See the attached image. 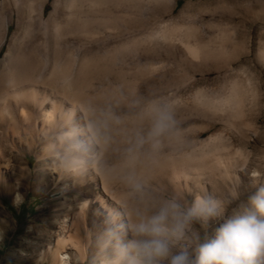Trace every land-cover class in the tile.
Here are the masks:
<instances>
[{
    "label": "bare ground",
    "instance_id": "bare-ground-1",
    "mask_svg": "<svg viewBox=\"0 0 264 264\" xmlns=\"http://www.w3.org/2000/svg\"><path fill=\"white\" fill-rule=\"evenodd\" d=\"M11 1L18 7L17 0ZM28 1L33 6L37 0ZM71 1L62 12V7L57 3L54 16L51 14L46 20L40 15L42 11L39 9V22L47 24L50 29L46 35L47 48H52L47 51L44 65L32 63L24 66L23 61H17L18 56L16 59L17 54H13L11 44L3 55L1 50L7 40H4L3 34L0 35V135L6 140L7 137L17 139L31 151L33 145H41L37 157L47 162V170L53 181L52 188L46 191L51 192L53 199L58 201L55 206L58 211H64L60 232L50 251L55 264H68V259L74 258L76 261L83 258L84 252L79 242L82 229L89 244L96 242L99 246L106 244L108 251L114 249L116 240L109 236V232L116 231L119 223H127L133 218L130 197L134 193L126 183L125 178L128 176L139 178L144 188L154 184L168 187L175 195L184 196L188 201L196 195L208 193L209 184L217 191L215 178L226 184L234 183L236 171L240 167L237 162L240 160V157L237 158L240 150L234 154L220 152L222 148L217 147V143L222 142L225 132H213L202 141L196 139L207 131H213V121L216 120L224 122L228 128L236 129L245 138V132L250 128L249 123L244 121L245 107L259 104L258 91L248 79L245 84L243 80L225 84L214 90V93L201 87L188 99L182 95L181 89L174 93L173 87L178 86V83L166 79L168 67L165 60L156 64L151 51L154 41L168 39L165 24L160 23L155 28L149 26L151 29L140 36L135 34V29L144 26L132 16L137 6L134 0H129L126 7L130 11L126 14L121 12L122 4L114 0H81L79 5L75 4L76 0ZM121 1L123 3L125 0ZM36 10L34 6L31 7L27 13L28 19L22 22L28 24L35 21L32 16ZM257 13L259 18L263 17L264 9L261 8ZM22 22L19 20V23ZM73 23L75 26H71ZM122 26L131 32L123 40L126 31L124 28L121 30ZM7 27L5 25L6 30ZM18 38L23 42L27 36L18 35ZM71 39H76L80 48H70ZM139 45L144 47L141 57H137L136 51H133ZM181 45L194 61L201 60L205 55L203 49L201 51V43L197 41L194 44L182 41ZM124 49L130 51L122 58ZM130 57L131 64L127 62ZM258 58L264 64V49L259 50ZM119 60L125 62L126 69L111 67L112 63ZM97 69L105 73L97 75ZM96 77H102L106 82L95 87L90 80ZM57 80L62 81L61 85L56 83ZM153 100L178 102L175 112L179 111L183 116L176 119L180 137L177 138L175 131L165 134L160 137L159 150L149 152L145 144L143 153L140 152L141 144L138 141L143 138L144 143H151L149 133L152 119L147 115L146 107ZM115 117L120 118L119 123ZM198 117L204 121L199 122ZM188 128L193 149L186 154L177 152L183 147V136ZM68 131L74 132L75 140L81 145L78 155L84 160L75 169L57 167L58 162L53 155L52 146H56L55 150L61 155L64 154L67 145L61 144L58 138ZM171 133L174 134L167 139ZM167 146L178 154H164L165 150L161 149ZM205 147L213 149L206 156L204 153L197 155ZM1 155L0 186L3 185L7 192H13L15 201L22 203V195L16 190L12 191L11 183L6 180L11 174L10 165ZM37 166L40 167V163ZM254 171L257 180L262 181L260 170ZM21 173L23 177H28L31 173L29 164ZM5 223L0 220V240Z\"/></svg>",
    "mask_w": 264,
    "mask_h": 264
},
{
    "label": "rangeland",
    "instance_id": "rangeland-1",
    "mask_svg": "<svg viewBox=\"0 0 264 264\" xmlns=\"http://www.w3.org/2000/svg\"><path fill=\"white\" fill-rule=\"evenodd\" d=\"M70 1H35L33 6L38 9L32 16L35 21L27 24L22 21L28 19L27 13L33 7L29 5L28 0H17L18 7H15L11 0H0V35L3 34L4 40H7L6 45H3L4 48L1 50L2 54L6 53L8 46L11 44L13 54H17L16 59L18 56L17 61H23L24 66L27 67L32 63H38L39 66L44 65L47 59V51L52 50V48H47L46 37L50 29L48 30L47 24L39 22V9L42 11L40 15L44 17H41V19L46 20L53 14L57 3L63 8H60L62 12ZM80 2L81 0H76L75 4L79 5ZM114 2L119 5L122 4L120 7L123 10L122 13L126 14L127 11H130V8L126 7L129 5V0H125L123 3L121 0H114ZM134 4L137 6L134 7L132 16L139 23H143L145 27L136 28L135 34H144L153 26L154 28L159 26L160 23L166 25L168 39L154 41L151 44V51L156 64L165 60L166 67H168L166 79L169 82L178 83V86L173 87L174 93L181 89L182 95L188 99L190 96L195 95L198 88L202 87L210 93L211 91L214 93V90H218L225 84L235 80L239 82L243 80L245 84L247 79L250 80L252 87L258 91L259 104L253 103L250 105L247 102L248 105L245 107L244 121L250 125L249 130L245 132V138L236 129L228 128L224 122L216 120L213 121V131H207L196 139V141H202L207 139L213 132L224 131L222 142L217 143V147L222 148L220 152L234 154L236 150H240L241 155L240 153L237 154V158L240 157V160L237 161L240 167L236 171L235 179L236 177L237 179L235 182L226 184L221 182V179L215 178L214 183L217 186V191L216 189L213 190L210 184L208 185L209 194L228 204V214L230 215L233 211L238 210V204L246 198L251 184L264 182V64L258 58L259 50L264 49V16L259 18L257 13L261 8L264 9V0H134ZM19 20L22 23H19ZM5 25L8 26L7 30ZM62 25L67 27L65 23H62ZM71 26H75L74 23ZM123 28L126 32L123 33L122 31L124 35L122 40L125 36L128 37L131 34L124 26L121 27V30H124ZM18 35L19 37L27 36V38H24L22 42L19 40L21 38H18ZM184 40L192 42V44L196 41L201 43V51L203 49V53H205L201 60L194 61L187 55L184 46L181 45L182 41L185 42ZM70 41V48H80L76 39ZM143 49V45H139L133 51H136L137 57H141ZM18 50L19 52H17ZM123 51L121 52L122 58L130 50L124 49ZM77 52L79 53V51ZM76 53L74 52L75 55H77ZM128 59L126 61L131 64V57ZM124 64L125 62L119 60L112 63L111 67L116 66L114 68L126 69L127 66H124ZM101 69L96 70L97 75L102 76L105 73ZM42 73L45 72L42 71ZM90 81L95 87L106 82L102 77H96ZM90 81L87 83H90ZM56 83L61 85L62 81L57 80ZM182 117L179 111L175 112V119ZM198 119L199 122L204 121L203 118L198 117ZM186 131L187 133L183 136V147L177 150V152L185 154L190 153L193 149L192 140L190 139L191 132H189V128ZM173 134H169L167 139H170ZM7 139L0 135V151L2 149L0 154H2L4 161H8L11 171L6 180L11 183L9 184L12 191H18L24 199L22 203L16 202L15 194L11 191L7 192V189L1 184L0 212L2 213L0 220L6 223L3 226V237L0 240V264H55V259H53L50 251L54 247L57 235L60 232L61 228L59 226L64 211L63 209L58 211L55 207L58 201L53 199L51 192L46 191L52 188L53 181L47 170V162H43L37 157L41 145H33V151H31V148L29 149L24 143L20 144L17 139L11 137H7ZM148 143L140 145V152L144 153L145 147H148L149 152L153 150L150 147L152 146L151 143ZM206 148H203L205 151L197 152V155L204 153V156H206V153H210L213 149L208 147V152ZM161 150H165L164 154L175 156L178 154L168 146ZM243 155L244 157H242ZM39 163L41 168L37 166ZM43 163L44 165H42ZM27 164L30 166L31 173L25 178L22 176L21 171L26 168ZM254 170H260L262 181L257 180V173ZM162 188L163 186L154 184L144 188L142 193L133 194L130 197L133 203L132 212L134 213L137 209L143 208H148L150 211L154 210L160 200L168 198H176L184 205L190 204L193 200L188 201L183 198L184 196L175 195L168 187H164L163 191ZM82 231L79 242L84 256L82 259H77V262L74 258L68 259V264H100L101 262L103 264L111 258L114 249L110 248V251H108L106 244L99 246L96 242L92 243L91 241L92 244L90 243V245L85 230L82 229ZM212 231L213 229H206L199 223H194L192 232L189 235L197 233L202 238L205 236L210 237ZM117 234L124 240L128 239L118 232ZM71 256L73 257V255ZM96 258H100L102 261L99 259V262Z\"/></svg>",
    "mask_w": 264,
    "mask_h": 264
},
{
    "label": "clouds",
    "instance_id": "clouds-1",
    "mask_svg": "<svg viewBox=\"0 0 264 264\" xmlns=\"http://www.w3.org/2000/svg\"><path fill=\"white\" fill-rule=\"evenodd\" d=\"M177 103L153 100L146 107L152 119L149 138L154 151L161 147L160 137L165 134L175 131L180 137L175 119ZM114 119L120 122L119 117ZM58 139L67 147L61 155L52 146L57 167L75 169L82 165L84 160L78 155L81 145L74 132H64ZM144 142L143 138L138 141ZM125 179L132 193L143 192L139 178ZM132 216L109 232L116 243L105 264H264V182L251 184L238 210L230 215L225 201L205 192L189 205L168 198L160 200L154 210L137 209ZM194 223L213 229L212 235H189ZM117 232L130 238L124 240Z\"/></svg>",
    "mask_w": 264,
    "mask_h": 264
}]
</instances>
